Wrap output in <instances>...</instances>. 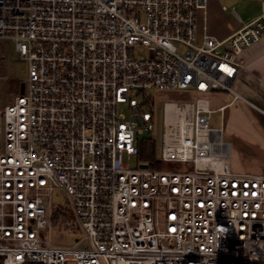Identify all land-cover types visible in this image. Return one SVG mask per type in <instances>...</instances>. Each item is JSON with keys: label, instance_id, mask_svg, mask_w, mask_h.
I'll list each match as a JSON object with an SVG mask.
<instances>
[{"label": "built area", "instance_id": "2783aa9c", "mask_svg": "<svg viewBox=\"0 0 264 264\" xmlns=\"http://www.w3.org/2000/svg\"><path fill=\"white\" fill-rule=\"evenodd\" d=\"M207 1L0 0V40L28 71L1 112L0 264H264V175L232 171L209 100L163 104L158 160L173 168L140 158L151 90L245 100L237 57L264 36V0L224 40L199 36ZM56 193L72 246L47 240Z\"/></svg>", "mask_w": 264, "mask_h": 264}, {"label": "crops", "instance_id": "0c3cea01", "mask_svg": "<svg viewBox=\"0 0 264 264\" xmlns=\"http://www.w3.org/2000/svg\"><path fill=\"white\" fill-rule=\"evenodd\" d=\"M198 26L200 37L220 38L209 33L207 14L206 17L200 14ZM231 31L233 34L237 30ZM237 61L241 68L233 88L245 100H234L225 92H210L203 98L209 100L210 122L213 114L221 116L217 126L212 127L223 129L224 139L231 145L227 158L232 171L261 176L264 175V36L245 49Z\"/></svg>", "mask_w": 264, "mask_h": 264}, {"label": "rangeland", "instance_id": "374dc122", "mask_svg": "<svg viewBox=\"0 0 264 264\" xmlns=\"http://www.w3.org/2000/svg\"><path fill=\"white\" fill-rule=\"evenodd\" d=\"M262 2L263 0H208L207 27L209 33L215 34L222 39V37L232 34L231 28L238 31L244 25H247L260 17L262 14ZM235 13L242 19V22H239ZM27 72V63L21 60L15 51V42L0 40V120L2 117V110L7 105L12 103L16 96L22 93L21 89L27 79ZM150 92L152 97L156 99V109L159 120L157 122L155 132L146 133L144 137H141L140 144H142L143 141L150 144L155 143L158 154L161 146L163 129V104L165 102H196L197 98H203L206 95L198 94L195 90L166 92L151 90ZM126 111L128 110L126 109ZM220 117V114H213L211 116L210 125L213 127L217 126L216 121L219 122ZM152 137L157 139V142L150 141ZM2 142L3 134L0 133V148ZM158 156L159 154L157 155V159ZM174 166L175 165L172 163H161L160 169L169 170ZM58 196L59 194L56 193V195L53 196L52 202L47 200L48 209H50V204H55L60 210L65 211L64 213H70L71 210L69 206ZM55 209L52 210V223L54 224L53 229L46 235L47 240L51 244L54 243V245L72 246L77 242L82 234L75 230H64L63 226H61L64 218L60 217L56 220L54 212Z\"/></svg>", "mask_w": 264, "mask_h": 264}, {"label": "trees", "instance_id": "16d2710c", "mask_svg": "<svg viewBox=\"0 0 264 264\" xmlns=\"http://www.w3.org/2000/svg\"><path fill=\"white\" fill-rule=\"evenodd\" d=\"M140 147V158L143 162H149L151 167L155 169H160L161 168V163L157 159V146L155 143H148L143 141L142 144L139 143ZM56 208V209H55ZM53 208L55 209V216L56 220L60 217L64 218V221L61 226H63L64 230L70 231L72 228H74L75 225V219L73 214L70 213H64L65 211L60 210L58 207ZM66 214V215H65Z\"/></svg>", "mask_w": 264, "mask_h": 264}, {"label": "water", "instance_id": "95a60500", "mask_svg": "<svg viewBox=\"0 0 264 264\" xmlns=\"http://www.w3.org/2000/svg\"><path fill=\"white\" fill-rule=\"evenodd\" d=\"M24 87H25V86H23L22 89H21V92H22V93L24 92ZM147 167H148V165H146V164L143 165V168H147Z\"/></svg>", "mask_w": 264, "mask_h": 264}, {"label": "bare ground", "instance_id": "6f19581e", "mask_svg": "<svg viewBox=\"0 0 264 264\" xmlns=\"http://www.w3.org/2000/svg\"><path fill=\"white\" fill-rule=\"evenodd\" d=\"M180 120L182 121V123H185V121L182 118Z\"/></svg>", "mask_w": 264, "mask_h": 264}]
</instances>
